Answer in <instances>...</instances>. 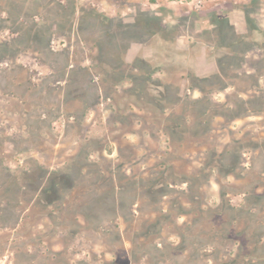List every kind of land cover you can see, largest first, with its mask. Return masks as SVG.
I'll return each instance as SVG.
<instances>
[{"label":"rangeland","instance_id":"374dc122","mask_svg":"<svg viewBox=\"0 0 264 264\" xmlns=\"http://www.w3.org/2000/svg\"><path fill=\"white\" fill-rule=\"evenodd\" d=\"M263 42L264 0H0V204L9 202L0 215V264L15 263L13 244L24 242L33 252L39 239L44 251L67 250L59 264L88 262L90 254L109 261L110 251L121 250L82 219L80 227L70 226L77 229L72 235L48 219L18 221L24 206L13 194L15 177L33 161L70 172L84 157L103 171L123 163V174L139 177L173 149L179 148L172 157L183 160L174 163L179 172L186 160L185 170H195L214 157L212 150L228 148L244 152L242 168L254 159L263 172L255 177L262 186L256 192L263 193L264 158L254 144L264 137V115L234 121L215 115L264 92ZM213 61L226 89L214 79ZM191 82L199 89H188ZM166 124L183 125L180 147L162 133ZM196 124H208V132L192 138L204 128ZM250 176L221 179L212 172L204 202L240 205L238 193L255 185L246 186ZM220 187L232 193L222 197ZM168 194L172 206H187L183 196ZM134 216L139 227L157 215ZM165 223L160 238L176 242Z\"/></svg>","mask_w":264,"mask_h":264},{"label":"trees","instance_id":"16d2710c","mask_svg":"<svg viewBox=\"0 0 264 264\" xmlns=\"http://www.w3.org/2000/svg\"><path fill=\"white\" fill-rule=\"evenodd\" d=\"M262 44L264 46V42ZM213 62L218 71L214 79L220 82L221 89H226L228 86L224 82L225 76L220 74V64ZM211 65L213 68L212 62ZM249 78L254 80V84L257 81L254 76ZM194 88L199 89L191 82L188 89ZM203 113L201 111L198 117ZM245 113L264 115V92H256L246 99L238 98L235 107L226 108V112L215 115L234 121ZM196 125L204 128L200 133L193 132L192 138L208 132V124ZM182 126L166 124L161 131L167 135L171 144L175 140L180 147ZM254 145V154L264 158V137ZM178 149L165 152L159 162L148 170L147 175L141 174L139 177L123 174V163L116 169L103 171L97 166V160L84 157L73 161L70 172L51 170L36 161L25 164L18 170V177L14 175L16 184L13 194L17 195V204L24 206L18 215V221L26 224L28 221L48 219L57 229L62 225L67 226L66 232L72 235L77 229L71 230L70 226L80 227L77 219H82L87 229L99 230L103 238L110 239L111 242L108 243L121 245L119 252L110 251L112 259L109 261L90 254L88 262L79 264H264V192H256L262 186L255 181L261 170L255 165L254 159H250L248 166L242 168L240 166L247 161L243 158L244 152L232 154L226 148L217 154L212 150L211 155L214 154V157L204 159L199 168L186 171L191 164L186 160L185 169L177 172L174 163H181L183 160L180 159L181 156L172 155L178 153ZM244 150L251 151V148ZM212 172H216L221 179L232 177L236 180H243V177L251 174L246 186L255 185L238 193L244 195L240 205L233 206L228 199L209 206L203 200L202 188L209 182ZM182 184L186 188H174ZM220 189L222 197L232 193L222 191L221 187ZM172 192L183 196L187 206L175 202L172 206L168 194ZM8 203L6 200L0 204H3L0 215ZM137 212L157 216L135 227L134 213ZM171 216L186 219L177 224L175 220H171ZM65 218H69V223L62 220ZM118 220L124 224L123 228H119ZM164 222L167 232L176 236V242H165L160 238ZM15 236L16 234L11 237ZM11 237L9 235L7 240H11ZM17 238L22 239L20 233ZM43 242L40 239L37 241L38 247L33 250L34 253L25 250L24 242L13 244L14 264L61 263L62 254L67 250L47 252L39 247ZM125 242L129 243V248H125Z\"/></svg>","mask_w":264,"mask_h":264}]
</instances>
